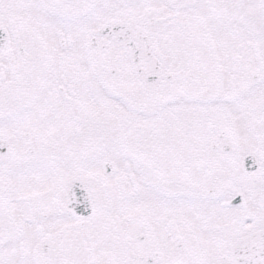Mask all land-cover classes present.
Instances as JSON below:
<instances>
[{"label":"snow or ice","instance_id":"1","mask_svg":"<svg viewBox=\"0 0 264 264\" xmlns=\"http://www.w3.org/2000/svg\"><path fill=\"white\" fill-rule=\"evenodd\" d=\"M0 264H264V0H0Z\"/></svg>","mask_w":264,"mask_h":264}]
</instances>
